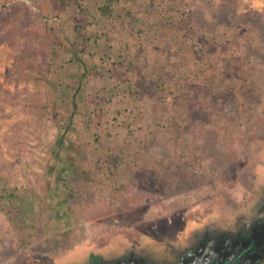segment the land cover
I'll list each match as a JSON object with an SVG mask.
<instances>
[{
	"label": "rangeland",
	"instance_id": "rangeland-1",
	"mask_svg": "<svg viewBox=\"0 0 264 264\" xmlns=\"http://www.w3.org/2000/svg\"><path fill=\"white\" fill-rule=\"evenodd\" d=\"M262 204L264 0H0V264Z\"/></svg>",
	"mask_w": 264,
	"mask_h": 264
},
{
	"label": "flooded vegetation",
	"instance_id": "flooded-vegetation-1",
	"mask_svg": "<svg viewBox=\"0 0 264 264\" xmlns=\"http://www.w3.org/2000/svg\"><path fill=\"white\" fill-rule=\"evenodd\" d=\"M259 207L239 212L233 221L202 223L178 244L149 248L120 242L51 264H259L264 260V204Z\"/></svg>",
	"mask_w": 264,
	"mask_h": 264
},
{
	"label": "water",
	"instance_id": "water-1",
	"mask_svg": "<svg viewBox=\"0 0 264 264\" xmlns=\"http://www.w3.org/2000/svg\"><path fill=\"white\" fill-rule=\"evenodd\" d=\"M258 261V260H257ZM257 261H255L253 264H256L257 263Z\"/></svg>",
	"mask_w": 264,
	"mask_h": 264
}]
</instances>
